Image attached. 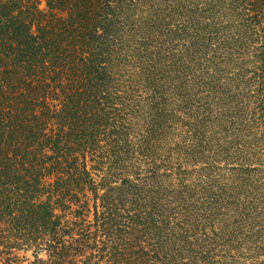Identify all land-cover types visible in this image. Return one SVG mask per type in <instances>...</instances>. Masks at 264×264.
<instances>
[{"label": "trees", "instance_id": "trees-1", "mask_svg": "<svg viewBox=\"0 0 264 264\" xmlns=\"http://www.w3.org/2000/svg\"><path fill=\"white\" fill-rule=\"evenodd\" d=\"M133 1L0 0V264H264V0Z\"/></svg>", "mask_w": 264, "mask_h": 264}, {"label": "rangeland", "instance_id": "rangeland-1", "mask_svg": "<svg viewBox=\"0 0 264 264\" xmlns=\"http://www.w3.org/2000/svg\"><path fill=\"white\" fill-rule=\"evenodd\" d=\"M175 3L177 5H179L178 0H134L133 2H131V5L129 6L130 13L132 14L131 15V23H130L129 27H131L132 30H137V31L140 28H143L145 30V27L148 30V28L150 27V29L155 32V39L152 42V44H154L155 46L159 45L158 47L160 49L163 48L162 44H164V49H167L168 52H172V51L175 52L174 49L177 46V41L174 40L176 33L173 30H176L177 26H181L182 24L183 25L187 24L189 19H190L187 17H182L178 14L176 7H175ZM156 11H159V13L157 14V15H159L158 17H156V15L154 14V12H156ZM152 12L154 14V21H149V23L147 24V20L151 19L152 15H153ZM128 16H130V15H128ZM131 38L132 37L131 36L128 37V34H127V40H129V39L133 40ZM155 46H153L154 49H155ZM134 62H136V60ZM168 62H170V59ZM133 88H134V85H133ZM170 89H172L171 92L176 91L174 86H171ZM132 95H136V94L134 93ZM127 101H128V99L126 100V102ZM143 101H145V100H143ZM145 102H135V100L134 101L129 100L127 102V111L131 114H136L137 112H140V109L138 108V107H140L141 111L143 113L144 111L147 110V107H145V105H146ZM169 108L172 111L166 112V114H173L172 118L169 119V122H170L169 123V135H170L169 143H170V145L168 146L166 152H164L163 154L175 153V155H177V153L180 152V146H178L176 143L177 142L180 143V140L183 139L182 136H183L184 131H185V129H184L185 123L183 124V121H182L183 120L182 117L184 118V115L182 116L183 113L181 111H178L179 107L176 104H174L173 102L170 104ZM134 110L136 111V113L133 112ZM147 114H150V113H147ZM142 126H143L142 122H139L138 120L133 121V128H134L135 132L139 133V132L143 131ZM181 144L183 145L181 147H184L182 152L185 153L186 148L188 146L185 147L184 143H181ZM179 164H180V162L177 159V161H175V164L164 166L166 168V175L174 173L176 175H179V176H182L183 178H185V180L188 184H194L192 174L189 173L188 175L187 174L184 175L182 173V169L180 168ZM180 173H181V175H180ZM193 189L195 192L196 191L195 189H197V188H193ZM91 220H93V217H91ZM230 246H234V245L231 244ZM240 249H237L236 251H234V250H231L229 248L227 250L225 260L228 263L232 264L231 261H233V259H235L237 257L238 251ZM27 257L30 260L34 259L32 256V252L28 253ZM257 257H258L259 262L264 260L263 255L257 256ZM218 262H217V264H225L224 263L225 261H223V259L219 260Z\"/></svg>", "mask_w": 264, "mask_h": 264}]
</instances>
